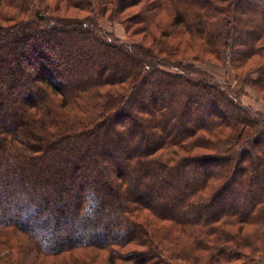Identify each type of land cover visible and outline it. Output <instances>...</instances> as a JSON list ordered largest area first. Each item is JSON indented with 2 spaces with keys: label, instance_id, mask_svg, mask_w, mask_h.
Instances as JSON below:
<instances>
[{
  "label": "trees",
  "instance_id": "16d2710c",
  "mask_svg": "<svg viewBox=\"0 0 264 264\" xmlns=\"http://www.w3.org/2000/svg\"><path fill=\"white\" fill-rule=\"evenodd\" d=\"M137 6L140 40L102 27ZM246 87L264 98V0H0V264H264Z\"/></svg>",
  "mask_w": 264,
  "mask_h": 264
},
{
  "label": "rangeland",
  "instance_id": "374dc122",
  "mask_svg": "<svg viewBox=\"0 0 264 264\" xmlns=\"http://www.w3.org/2000/svg\"><path fill=\"white\" fill-rule=\"evenodd\" d=\"M140 8L141 6H137L128 9L125 13H119L116 12L115 10L113 11L112 9H110L107 13L102 14V17H100L101 25L107 31L112 32L116 37L120 38L123 42L132 43L135 40H140L143 36V33L132 35V32H134L135 28L139 26L135 23H132V19L134 14H136V12L140 10ZM74 12L78 13L76 11ZM230 62L231 61L210 62L208 60H200L195 62V65H197L200 69H204L211 72L214 76H216L219 79L229 81L236 89L247 85L246 82L244 81V78L240 76L239 71L234 70ZM243 100L246 105H250L257 110L264 111V98L259 93H257L255 89L246 87V91L243 95ZM21 236L22 239L29 240V238L25 234L22 233ZM24 253L25 256L27 255L28 264H34L35 258L32 249L29 248ZM108 255L109 253L107 251H103L101 253V256H104L105 258H108ZM66 256H69V254L59 257L61 261L58 264H60L61 262L63 264L66 263L68 261V257ZM48 260H49L48 262L46 261L48 264H55L52 261L53 259L49 258ZM117 262H118L117 264H132L120 260H118ZM102 263L108 264L110 262L105 261Z\"/></svg>",
  "mask_w": 264,
  "mask_h": 264
}]
</instances>
